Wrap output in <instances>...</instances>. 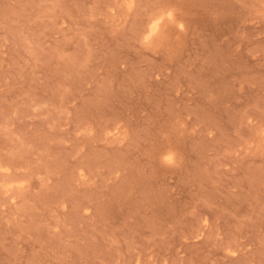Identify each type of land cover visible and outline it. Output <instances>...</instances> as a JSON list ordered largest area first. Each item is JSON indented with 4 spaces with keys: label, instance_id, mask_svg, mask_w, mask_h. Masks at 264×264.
<instances>
[{
    "label": "rangeland",
    "instance_id": "obj_1",
    "mask_svg": "<svg viewBox=\"0 0 264 264\" xmlns=\"http://www.w3.org/2000/svg\"><path fill=\"white\" fill-rule=\"evenodd\" d=\"M0 264H264V0H0Z\"/></svg>",
    "mask_w": 264,
    "mask_h": 264
},
{
    "label": "bare ground",
    "instance_id": "obj_2",
    "mask_svg": "<svg viewBox=\"0 0 264 264\" xmlns=\"http://www.w3.org/2000/svg\"><path fill=\"white\" fill-rule=\"evenodd\" d=\"M157 17V16H156ZM160 17V16H159ZM159 17H157V18H155L154 20H153V22H151L150 23V27L148 28L149 30H148V34H147V38L148 37H151V35H153L154 33H156V31L158 30V27H159V25H160V19H161V17L159 18Z\"/></svg>",
    "mask_w": 264,
    "mask_h": 264
}]
</instances>
